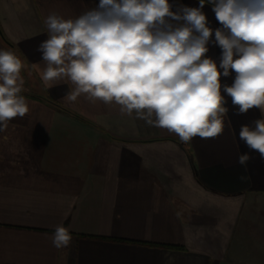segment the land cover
<instances>
[{
    "label": "crops",
    "instance_id": "1",
    "mask_svg": "<svg viewBox=\"0 0 264 264\" xmlns=\"http://www.w3.org/2000/svg\"><path fill=\"white\" fill-rule=\"evenodd\" d=\"M98 4L0 0V29L14 50L1 37L0 48L23 62L29 106L0 131V264H264V158L239 138L241 126L264 118L259 109L237 115L222 93L223 133L184 143L114 103L65 100L71 85L44 86L45 18H75ZM202 11L210 28L221 27L207 1ZM208 48L219 64L222 50ZM58 225L72 236L61 249L52 243Z\"/></svg>",
    "mask_w": 264,
    "mask_h": 264
},
{
    "label": "clouds",
    "instance_id": "2",
    "mask_svg": "<svg viewBox=\"0 0 264 264\" xmlns=\"http://www.w3.org/2000/svg\"><path fill=\"white\" fill-rule=\"evenodd\" d=\"M207 3L221 25L215 30L202 11L206 0L176 11L169 0H99L75 18L50 13L44 21L48 39L38 48L45 64L41 80L48 89L71 85L67 101L85 95L93 103H114L122 114L184 143L217 138L228 112L222 93L237 115L257 108L264 116V0ZM210 43L222 50L219 64L206 55ZM22 68L14 52L0 50V131L29 112ZM233 72L231 85L222 84ZM253 123L241 126L239 138L264 158V118ZM249 159L242 154L238 162ZM71 240L68 228L56 226L55 248Z\"/></svg>",
    "mask_w": 264,
    "mask_h": 264
},
{
    "label": "trees",
    "instance_id": "3",
    "mask_svg": "<svg viewBox=\"0 0 264 264\" xmlns=\"http://www.w3.org/2000/svg\"><path fill=\"white\" fill-rule=\"evenodd\" d=\"M206 1H207V0H206ZM0 37L3 39L4 43H5L7 46H9V48H11V49L14 50V47L12 46V44H10V43L7 41V39L4 37V35L2 34L1 29H0ZM43 99L46 100V101H48L50 104H52L53 106L57 107L58 109H62V110H64V112H66V113H68V114H71V115H74V114H72L70 111L64 109L59 103H57V102H55V101H51V100H49L47 97H44ZM74 116L80 119L79 116H76V115H74Z\"/></svg>",
    "mask_w": 264,
    "mask_h": 264
},
{
    "label": "rangeland",
    "instance_id": "4",
    "mask_svg": "<svg viewBox=\"0 0 264 264\" xmlns=\"http://www.w3.org/2000/svg\"><path fill=\"white\" fill-rule=\"evenodd\" d=\"M0 46H2V42L0 41ZM0 50H1V48H0ZM2 50H4V49H2Z\"/></svg>",
    "mask_w": 264,
    "mask_h": 264
}]
</instances>
